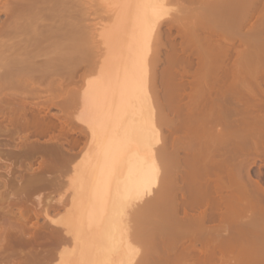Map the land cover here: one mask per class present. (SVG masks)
Returning <instances> with one entry per match:
<instances>
[{
	"label": "bare ground",
	"instance_id": "1",
	"mask_svg": "<svg viewBox=\"0 0 264 264\" xmlns=\"http://www.w3.org/2000/svg\"><path fill=\"white\" fill-rule=\"evenodd\" d=\"M74 1L0 0V140L11 131L3 120L20 127L38 108L28 100L46 80L86 68L78 115L86 143L71 158L56 220L65 234L57 264L158 263L165 248L183 249L178 264H264V0H109L91 36ZM175 4L190 20L177 29L191 43H180L182 54L222 70L199 77L197 93L182 74L171 77L169 97L179 96L186 118L201 115L193 127L181 122L188 135L178 125L184 140L173 126L157 128L163 96L152 82ZM185 140L193 142L175 148Z\"/></svg>",
	"mask_w": 264,
	"mask_h": 264
},
{
	"label": "rangeland",
	"instance_id": "2",
	"mask_svg": "<svg viewBox=\"0 0 264 264\" xmlns=\"http://www.w3.org/2000/svg\"><path fill=\"white\" fill-rule=\"evenodd\" d=\"M108 3L109 0H75L74 1L73 6L75 8L73 9L77 11L76 13L82 15L83 21L86 20L85 25L88 27L86 31V33H88L87 36L88 35L91 36L89 32L93 33L91 30L94 28L95 24L99 21V19L102 16H105L104 12H106V10L108 9ZM176 4L173 6H175L177 11L170 13L171 18L170 17L168 18L170 21H172L171 31L167 32L168 28H166L165 25L162 27V32L166 30L169 36V38H167L168 37L167 34H163L165 36L163 38L161 37L162 42L164 43V48L162 47L163 55L161 53L162 58L159 59L156 58L155 61H157L158 63L154 62V64L157 66L156 70H154L155 68L154 64H152L153 65L152 68L153 67L154 68L153 69L151 68L152 73H155L154 71H156V75H154L155 79H153V75H152V82L155 81L157 82L154 83V85L155 86L157 85L156 88H158L159 90V94H160L159 97L163 96V100L161 98L160 100H157L156 106L159 105L157 111L160 115L165 117V118L162 117L165 124L163 123V120L162 122H160L161 120L159 119V122L162 123V125H160L159 122L156 123L160 125V126L158 125L159 126L157 127L158 129L160 127L162 128L163 125H165L164 127L166 128L167 125L171 127L173 126L172 129L174 130L177 129L179 126H182L184 128V126L187 124L188 126L190 124L192 125L193 121L196 119L194 121L196 122L197 118L201 116L197 111H194L195 113L192 111L194 114L192 113L189 116L187 115V118L191 116L192 119L191 117L187 119L186 114L188 112L187 113L184 112L188 110H184L183 112H181V106H183L182 105L183 102L181 103L180 101H177L179 100L178 98L179 96L171 99L173 96L177 95V94L176 95L172 94L173 96L170 95L171 94L170 89L173 87L172 85L173 76L175 74H176L175 76H177V73L178 75L182 74L183 75L182 81L186 83L189 82L190 84V86H187L188 92L197 93L198 90L197 82L199 77H203L206 73H208L206 74V76L209 75V73L211 74V72L213 73V71H211L213 69L216 72L219 68V66L216 68L210 62L214 60L209 57L211 54L214 56V58H216L213 52L212 53L209 52L210 55L208 54V58L210 59L209 63L212 65V66L209 65L210 66L209 68L207 67L208 65H206L208 63V61L206 60L208 59L207 57L204 60L206 66L203 63V66L205 67H200V65L202 64H199L200 63L199 57L190 58L186 54L185 55H183L184 53L182 54L180 43H182V41L188 42L186 44L184 42V45L188 44L186 46L187 48H190L191 43L187 41V39L182 40L177 33V29H181L183 27V24L185 22L187 23L190 20L188 21L185 20L186 16L182 12L183 10L181 11L176 6ZM184 6L189 7V4L185 3ZM173 9L174 7L171 10L173 11ZM76 16L79 17L78 15ZM183 20H185V22H183ZM91 26L93 28H91ZM200 27L202 28L203 25H201ZM89 28L91 29L89 30ZM93 37L94 36L92 35L91 38L93 39ZM199 37L202 38L201 35H199ZM200 39L198 41L199 42L198 44H200L201 42V44L203 43L202 45L204 46L205 42L203 41V39L202 41H200ZM91 40L89 41L91 42L90 43L91 47L87 45L88 49L86 53L89 51L88 52L89 56L90 55L93 56V58H90L92 61L95 58L96 50L93 47L94 44H92L93 40L92 41ZM166 44L168 46H165ZM201 46L200 47L197 46V47L201 50L203 49V46L202 47ZM173 47H175L177 53L172 52ZM205 47L203 51L205 52L206 50L207 52L208 49ZM166 48L167 50H165ZM200 52H202V50ZM202 54L203 52L201 53V55ZM201 59L204 58H200V60ZM201 61L203 62V60ZM82 68H84V66ZM82 68L80 69L75 67L73 69L74 71L71 72L69 76L63 77V80H59L58 78L51 82L46 80L44 84L41 87H39L35 99L28 100L34 103H38L39 106L37 109H35V111L34 109H32L33 113H31L32 112L31 110L30 113L28 112L27 118L29 117L28 118L29 120L26 118L25 120L26 122L28 120V122L23 123L25 120L22 122V125L24 124V126L20 125L19 127L18 125V126H14L13 128V126L7 120L6 121L8 123L5 120H3V122L4 121L6 122V123L4 122L5 125L3 124V122L1 123V125L8 130L11 129L12 131L14 129L12 131V133L13 132L14 133L12 134L11 131L9 130L7 134H4L5 137L4 135H1V137H3V139L1 138V140L4 139L5 140L3 142L0 140V153L3 152V155L1 154L3 158L0 156L2 158V159L0 158V205H1L0 264H57V260L55 258L57 255L56 242H58L59 240H63L65 238V234L64 232H62L63 231L62 227L56 223V220L58 219L59 216H61L64 213L65 211L64 207L66 206L68 202L67 200L69 199L68 181L70 175L68 170L72 166L71 158L75 155H78L83 150L85 146L84 143H86L85 142L86 131L84 130L85 125L78 119V115L81 110L79 104V102H81L80 95L82 93L81 90L84 85V79H86L85 78L86 76L84 75L86 68L85 69ZM202 68L204 69L206 68V69L204 71L203 70L201 71ZM219 71H217L216 74H218ZM61 84H64V87H67L68 89L60 87ZM202 87L205 88V85L202 84L201 91L203 90ZM24 91L26 90L23 89V92ZM165 91H168L166 96L164 93ZM169 95L171 96V98L169 97ZM157 96L156 98L158 99ZM47 100H49L48 102L53 101L52 102L53 104L51 102L50 104L49 103L47 104L46 103ZM169 102L170 103L172 102V104H170ZM45 103L51 106L47 107ZM167 103H169L170 105ZM161 104L165 105L163 108L164 111H161L163 110L162 108L160 109ZM31 114L33 115V117H31ZM168 118H171L172 120L170 119L169 121ZM165 119L168 120L167 124ZM190 120L193 121L191 122ZM171 121H173V123L175 122L176 125L171 123ZM186 121H187L186 124L185 123H182L183 125L181 124V122H186ZM168 123H171L173 125ZM194 125L197 126L198 124L196 125V123H194ZM21 126L23 128H21ZM189 127H193V126H189ZM166 128L164 130H166ZM178 129L177 132L175 130L173 133L176 135L173 136L175 140L176 138L179 137L180 139H182L183 138L181 137L182 133L185 132L187 129L189 133L190 130V128L186 129L185 127L184 128L185 130L183 129L181 133L179 132L181 130ZM164 130L160 131L163 132V135L165 134ZM15 136L17 137L15 138ZM190 137L188 139H190ZM194 138L193 140H195ZM182 140H184V138ZM179 141H176L177 145L175 148H179V150L181 151L182 150L184 151V146L186 147V145L188 146L190 143L193 142L192 140L191 142L188 140L190 143L186 142L187 140H185V142H179ZM179 143H181V147L180 145H178ZM4 145H6V147ZM180 155H181V159L182 156H184V159H182V161H185V154L182 153ZM259 163L261 162L259 161ZM180 164L182 163L180 162ZM184 164L181 166L182 170L183 167L185 168L186 164L185 165ZM252 170L253 172H256V170H258V166H253ZM165 249H163V251L164 252L168 251L166 252L167 254H169L170 251H173V249L171 250L170 248H169L170 250H168V248ZM182 250L183 249L181 248L179 250H176L175 252L177 251L178 252L177 253L173 252L172 254L173 256H170L171 253L170 255L167 254L163 255L161 251L160 255L158 253L156 258L158 257L160 259L159 261L161 262V264H165V260L166 262H168L166 264L169 263L178 264L179 261H182L180 260L182 257L179 259L180 256H183L180 253L182 252ZM178 255L179 257L176 258ZM163 259H165L164 262ZM177 260L179 261L177 262ZM184 260L183 262L185 263L188 262L187 260L186 261ZM159 261L158 263H156L157 262L156 260V262L151 264H155V263L159 264Z\"/></svg>",
	"mask_w": 264,
	"mask_h": 264
}]
</instances>
